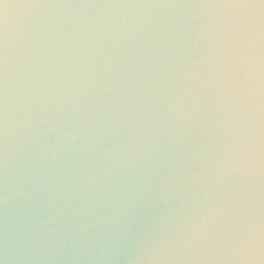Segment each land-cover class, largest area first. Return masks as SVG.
Listing matches in <instances>:
<instances>
[{
    "label": "clouds",
    "instance_id": "1",
    "mask_svg": "<svg viewBox=\"0 0 264 264\" xmlns=\"http://www.w3.org/2000/svg\"><path fill=\"white\" fill-rule=\"evenodd\" d=\"M165 6L204 10V21L180 43L182 52L171 51L178 38H161L159 47L150 43L155 33L139 21L106 22L93 32L75 29L73 35H83L74 50L61 48L56 55L63 57L51 63L37 62L32 52L39 45L29 37L22 72L11 81L7 33L0 37V264L28 260L48 244L82 248L106 232L126 239L139 218L118 223L125 199L134 198L133 190L150 188L160 167L177 154L174 129L183 125L191 97L225 68L232 104L228 123L218 127L226 135L212 147L195 149L191 162L181 161L173 171L177 183L167 188L188 201H197L198 193L206 199L196 203L181 228L155 234L150 242L143 226L137 227L132 260L185 264L198 259L194 250L216 238V225L224 229L221 255L205 261L264 264L259 185L240 209L242 216L224 213L235 200L236 181L216 191L225 177H264V0ZM166 52L169 59L186 61L185 67L165 68L160 58ZM205 61L209 74L197 79ZM18 148L24 149L22 165Z\"/></svg>",
    "mask_w": 264,
    "mask_h": 264
},
{
    "label": "water",
    "instance_id": "2",
    "mask_svg": "<svg viewBox=\"0 0 264 264\" xmlns=\"http://www.w3.org/2000/svg\"><path fill=\"white\" fill-rule=\"evenodd\" d=\"M222 0H2L0 2V37L7 33L9 50V69L11 81L22 72V64L26 60L24 55L28 38L39 47L32 52L37 62L46 60L51 63L54 59L63 57V53H56L64 47L69 50L73 44L78 43L83 35L75 29H84L93 32L101 23L122 22L127 25L133 21H139L146 25L147 29L155 33V38L150 42L159 47L161 38H178L179 43L172 52H182V43L192 31L198 27L204 17L200 15L203 9L188 7H166L165 5H187L202 3H218ZM8 5L7 8L4 5ZM121 4L133 5L132 7H120ZM135 5H155L153 7H137ZM43 39L45 43L40 44ZM52 48V54H47V49ZM45 55H41V53ZM166 52L160 59L165 68L171 66L174 69L184 68V63H178L175 59H169ZM226 63V58L222 60ZM55 69V64L52 63ZM211 65L205 61L198 68L197 79L208 76ZM10 81V84H11ZM230 74L225 68L223 73L213 72L211 79L203 83V91H197L191 97L187 105L184 123L180 128L174 129L179 139L175 145L176 155L168 158L165 165L161 166L157 178L148 189L136 192L133 190V199H125L118 223L126 224L130 218H139V224H134L128 237L124 240L116 239L112 232H106L99 241L89 240L81 247L73 248L70 245L61 249L54 244L46 245L45 249L29 254V259L17 261L15 264H133L132 257L136 255L131 247L135 242L136 230L140 225L148 232L146 241L158 233L168 232L181 228L195 209L196 203L206 199L202 193L197 194V201L184 199L183 193H169L167 188L177 183L178 177L173 174L180 162H191L195 156V149L204 145L212 147L218 139L226 135V130L218 125H226L230 115L229 106L232 104L228 96ZM14 87V84H11ZM15 93H13L14 95ZM223 146V145H221ZM23 148H18L17 158L19 164L24 163ZM198 165L193 168L196 171ZM2 179V169H0ZM236 181L235 200L229 201V208L224 213H233L242 216L240 211L248 203L250 194H254L259 185L264 193V177L240 178L232 177L231 180L223 178V184L216 191L223 190L224 185L231 186V181ZM163 185V186H162ZM188 194L192 188H186ZM2 195V190H0ZM159 196V199L156 197ZM238 206V207H237ZM4 206L0 201V254L3 250ZM238 222V221H237ZM219 223V222H217ZM212 231L217 233L216 238L194 250L193 254L198 259L189 260L185 264H214V261H205V257L221 255L219 250L220 239L224 229H217L213 225ZM147 246V244H146ZM44 259L41 260L40 257Z\"/></svg>",
    "mask_w": 264,
    "mask_h": 264
}]
</instances>
